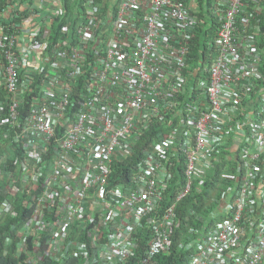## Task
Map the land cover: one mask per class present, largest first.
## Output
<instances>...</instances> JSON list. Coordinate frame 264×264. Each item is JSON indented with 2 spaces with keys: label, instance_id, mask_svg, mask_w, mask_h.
I'll list each match as a JSON object with an SVG mask.
<instances>
[{
  "label": "built area",
  "instance_id": "2783aa9c",
  "mask_svg": "<svg viewBox=\"0 0 264 264\" xmlns=\"http://www.w3.org/2000/svg\"><path fill=\"white\" fill-rule=\"evenodd\" d=\"M263 11L264 0H0V216L19 201L29 211L19 255L156 264L177 202L220 154L235 185L223 217L185 240L187 264H264ZM200 29L210 60L194 69ZM179 166L183 187L164 205Z\"/></svg>",
  "mask_w": 264,
  "mask_h": 264
},
{
  "label": "trees",
  "instance_id": "16d2710c",
  "mask_svg": "<svg viewBox=\"0 0 264 264\" xmlns=\"http://www.w3.org/2000/svg\"><path fill=\"white\" fill-rule=\"evenodd\" d=\"M206 4H209L206 2ZM67 10L69 7H66ZM54 27V26H53ZM208 37L205 30L200 29L195 36L189 59H194L193 68L203 67L209 62L207 41ZM258 46L263 51V59L260 65V76L264 85V11L260 17V33L258 35ZM195 83V81H194ZM166 127V126H165ZM162 130V128H161ZM157 131L153 127L145 131L137 144L133 154V164H139L143 158V150L149 144V138ZM214 158L210 169L206 172L205 183L200 190L192 189L189 194L177 202L175 207L177 215V225L174 228L172 242L168 252L157 255L158 264H186L191 251L185 250L182 242L191 234L201 235L211 229L221 218L220 203L218 201L224 190L235 185L229 181L233 176V168L236 162L230 158L225 159L220 156ZM231 155V154H230ZM134 167L126 169V174L131 172ZM184 183L182 168L178 167L175 178L172 179L164 198V205L168 204L179 193L178 188H182ZM224 189V190H223ZM19 203V204H18ZM16 208L17 215L2 213L0 216V264H27L24 255L17 256L16 244L19 237V228L28 217V212L21 213L20 201ZM197 231L196 233H194ZM34 264H79L73 255L64 258H45Z\"/></svg>",
  "mask_w": 264,
  "mask_h": 264
},
{
  "label": "clouds",
  "instance_id": "9594fccd",
  "mask_svg": "<svg viewBox=\"0 0 264 264\" xmlns=\"http://www.w3.org/2000/svg\"><path fill=\"white\" fill-rule=\"evenodd\" d=\"M224 190V189H223ZM226 191H228V189H226V190H224L223 191V193L224 192H226ZM218 201H219V203H220V209H221V218L223 217V215H224V203H222V197H219V199H218ZM18 216V215H17ZM220 218V219H221ZM27 220V218L24 220V222H23V224L25 223V221ZM219 221V220H218ZM23 224L21 225V227L19 228V236L21 235V229H22V227H23ZM18 243H19V237H18V240H17V244H16V250H15V252H16V254H17V256H22V255H19V253H18ZM27 243H28V245H29V247H31V245H32V240L31 239H28L27 240ZM182 244H184V242H182ZM46 248V246L44 245V244H42V249L44 250ZM170 249V248H169ZM169 249L166 251V252H168L169 251ZM189 251H191V254H190V256H189V259H188V261L190 260V258H191V256H192V254H193V250L192 249H189ZM166 252H164V253H166ZM24 255V262L25 263H27V264H34V263H29V262H27L26 261V256H25V254H23ZM67 257V256H66ZM45 258H57V259H59V258H64V256H62V255H58V256H48V257H45ZM45 258H43V259H45ZM42 259V260H43ZM39 261H41V260H39ZM155 261H156V264H158V261H157V257L155 258ZM188 261H187V263H188ZM38 262V261H37ZM37 262H35V263H37ZM186 263V264H187Z\"/></svg>",
  "mask_w": 264,
  "mask_h": 264
},
{
  "label": "rangeland",
  "instance_id": "374dc122",
  "mask_svg": "<svg viewBox=\"0 0 264 264\" xmlns=\"http://www.w3.org/2000/svg\"><path fill=\"white\" fill-rule=\"evenodd\" d=\"M223 193L220 195V197H222L223 198ZM220 220V219H219ZM173 235V234H172ZM199 235V234H198ZM171 242H172V238H171ZM183 242H185V241H183ZM185 244H182V246L185 248V246H184ZM190 249H192V250H194V248L192 247V248H190ZM186 250V249H185ZM159 255V254H158ZM157 257V256H156Z\"/></svg>",
  "mask_w": 264,
  "mask_h": 264
}]
</instances>
